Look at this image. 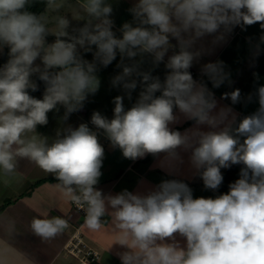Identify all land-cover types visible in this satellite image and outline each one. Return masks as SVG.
<instances>
[{
	"label": "clouds",
	"instance_id": "1",
	"mask_svg": "<svg viewBox=\"0 0 264 264\" xmlns=\"http://www.w3.org/2000/svg\"><path fill=\"white\" fill-rule=\"evenodd\" d=\"M28 3L0 0V50L9 49L0 67V172L14 174L17 158H27L54 174L66 199L87 205L85 225L92 231L102 227L101 218L111 209L117 243L127 249L122 264H264V86L256 90L255 101L252 94L246 97V103L258 104L256 110L240 117L232 107L220 106L207 83L189 71L200 55L190 49L204 37L221 34L217 39H222L237 26L259 23L264 28V0H138L130 9L135 26L124 23L120 36L105 0H85L81 7L91 19L75 35L63 17L47 28V17L27 11ZM47 4L62 6L58 0ZM49 34L56 37L53 43L46 42ZM174 48L179 50L168 57L163 81L136 60L151 55L155 68ZM118 55L117 67L123 70L113 87H122L130 101L140 89L131 107L116 96L111 118L96 111L90 123H68L98 91V68ZM201 73L213 88L228 79L220 61L204 64ZM34 76L44 83L42 99L30 95L39 90ZM221 98L235 105L241 93L236 89ZM60 107L65 126L51 144L35 134L25 138ZM181 122L189 127H172ZM101 136L126 159L159 160L173 178L146 193L103 194L95 187L105 155ZM185 159L206 189H219L221 170L233 165L241 166L239 178L215 198H194L189 184L174 177ZM29 227L48 241L61 235L69 221L33 216ZM7 251L0 249V264H11Z\"/></svg>",
	"mask_w": 264,
	"mask_h": 264
},
{
	"label": "crops",
	"instance_id": "2",
	"mask_svg": "<svg viewBox=\"0 0 264 264\" xmlns=\"http://www.w3.org/2000/svg\"><path fill=\"white\" fill-rule=\"evenodd\" d=\"M77 1L80 5L85 3L84 0ZM48 8L49 7H47L46 11L40 15H55L56 20L52 22L54 26L53 28H55L57 18L60 16L57 11L58 8H56L55 11H53L52 8H49L51 10L47 11ZM48 13H50V15ZM60 17L63 16L61 15ZM48 25L49 24L46 25L47 28ZM121 28V26L114 23L113 30L115 32L120 33ZM219 35L221 34H217V36ZM217 36H206L202 40H199L190 49L193 52H199L200 55L194 60L189 71L195 80H204V82L207 83L208 88L214 93L215 99L220 106L226 105L232 107L237 113H239L240 117L249 115L256 110L258 104L256 102L246 103V97L249 94H252L255 101L256 90L260 86H264V39H262V37H264V28H261L259 23L250 26H237L234 27L230 33H222V39H217ZM55 39L56 37L54 35L49 34L46 38V42L53 43ZM172 43L175 44L176 42L173 40ZM178 50V48L170 49L166 54L164 61L155 68H153V57L151 55L145 54L143 57H137L136 60L142 61V70H150L153 76H159L161 81H163L168 72V69L165 67L167 59L174 51ZM91 59L92 56L90 54V60ZM217 61L223 63V71L228 75V79H226L219 88H213L212 83L207 80V77L202 75L201 69L204 64L209 62L215 63ZM120 62V56L118 55L116 60L107 67L98 68L96 73L100 79V87L98 91L94 95L88 97L85 102L86 104L81 111L71 114L68 123L74 126H78L80 123H90L92 113L96 111L111 118L115 106L113 101L116 96L124 97L125 108L131 107L132 103L138 97L140 89L137 88L132 93V100L130 101L125 95L122 87H113L112 85L113 78L119 75L123 70V65L117 67ZM132 62L133 61L125 60V64H131ZM236 89H239L241 93L240 103L233 105L230 98H221L222 94L231 93ZM30 95L38 99H42L43 97V94H34V92H30ZM63 115L64 109L62 107H60L58 111H50L48 113V123L43 126L38 125L36 132L26 133L25 138H30L35 134L41 137H47L48 143L51 144L56 138L57 132L65 126L62 122ZM172 127L176 130L183 131L185 128L189 127V125L181 122ZM100 142L105 148V155L101 167L102 175L95 187L105 195H116L124 190L133 193H146L150 188L159 184L161 181L173 178L172 175H168L165 171L161 170V162L157 159H153L152 156L132 161L124 158L119 149L111 148L109 142L103 136L100 137ZM16 164V172L24 178L22 183L26 184L27 187L26 191L22 194L20 193L21 195L24 193L31 195L35 193L39 187L49 186L52 188L51 193L54 192L55 196H58V200L55 204H52V207L49 206L50 208H47L43 213H40L42 218H46L47 216H62L73 225L83 223V216H79V213L73 208L72 201L63 196L61 191L62 186L58 187L60 181L56 179L54 174L44 172L34 162L27 158H17ZM32 177H35L33 178L35 182H32L30 185L29 182H31L30 179ZM174 177L182 179L189 184L193 190L194 198H214V195L219 196L222 194L218 190L213 191L206 189L203 185V181L198 175L194 174V170L187 163V159H185L184 165L174 173ZM40 180L43 181L40 182ZM32 186H35L34 189ZM78 192L79 190L77 189L76 194ZM42 207L36 209L43 210L44 208ZM38 210H35L34 213L31 212L30 214H33L31 217L30 215H26L29 220H27L28 226L30 225L32 217L37 216ZM111 211L112 210L109 209L101 218V222L105 219V225L113 222ZM27 222L24 224L26 225ZM73 225L72 227L74 228ZM72 227L67 228L64 233L57 236L55 239L48 240L46 245L40 247L31 246L30 250L33 248L32 251L35 252V254H22L25 255L26 261L28 262H22L23 259L21 258V260L14 259L12 264H53L55 258L65 250L64 247L68 241L71 229H73ZM85 227L86 225L84 223V231H86ZM103 229L104 227H102L99 235L94 236V240L101 245L102 249L109 252L110 255H112L111 257H114L115 253L112 251L111 246L106 240H104L105 242L102 240ZM30 233L33 234L32 231H30ZM53 243H55V245ZM14 247L15 244L9 246L8 249H10V253L11 251H14ZM17 248H19V246H17ZM100 264H103V257ZM104 264H106V262Z\"/></svg>",
	"mask_w": 264,
	"mask_h": 264
},
{
	"label": "rangeland",
	"instance_id": "3",
	"mask_svg": "<svg viewBox=\"0 0 264 264\" xmlns=\"http://www.w3.org/2000/svg\"><path fill=\"white\" fill-rule=\"evenodd\" d=\"M58 2L62 5L57 9L59 15H62L63 18L69 20V27L67 31L74 35L78 34V29L87 24L91 18L84 11L77 0H58ZM137 2L138 0H105V3L112 7L111 19L114 23L118 24L121 27L124 23H132L133 26H135L133 14L131 13L130 9L134 7ZM50 10L51 9L48 8L47 11ZM52 10L55 11L56 8ZM48 14L50 15V13ZM44 16L47 17L46 25L49 24L48 28H53L54 26L52 22L56 20V16H47L46 14ZM95 22V20L92 21V23ZM116 34L117 36L121 35L117 32ZM3 49H6V46H4ZM2 50H0V59L3 56ZM86 59L90 60V54L86 56ZM37 63H39V61H37ZM33 178L35 177H32L30 179V185L32 184V182H35ZM5 179L9 181L7 185H5L3 182ZM23 180L24 178L20 176L16 171L10 176H5L3 172H0V205H4L3 209L0 210V249L8 250L7 255L10 258L11 264L14 259L21 260V258L23 259L22 262H28L26 261L25 255H22L23 253H30L33 255L35 254V252L32 251L33 248L32 250H30L31 246L40 247L42 245H46L47 241L41 240L39 237L30 233L31 229L28 226V218L26 217V215H30L31 217V215H33L30 214L31 212L34 213L35 210H38L43 206V210L37 211V216L41 217L40 213H43L47 208H50L49 206L52 207V204H55L58 200V196H55L54 192L51 193L52 188L49 186L39 187V189L31 195L25 193L21 195L24 191H26L27 188L26 184L22 183ZM35 186H32V188L34 189ZM216 196L214 195V198ZM79 216H81V213H79ZM26 222L27 224L25 225L24 223ZM105 223L106 222L104 219V221L101 222L102 227H104L105 229H103L102 231V240L103 242H105L104 240H106L111 246L112 251L115 253L114 257H111L112 255L102 249L101 245L94 240V236L101 233L102 227L96 231H92L87 227H85L86 231L83 230V227L82 230L85 233L86 239L88 240L89 244L101 253L103 257V264L105 262L106 264H122L120 256L123 252L127 251V249L117 243V232H119V230L115 227L114 221L107 225H105ZM12 244H15L16 248L14 247V251H11L10 253V249L8 248ZM53 244L55 245V243ZM17 246H19V248H17ZM53 264H77V260L64 250L55 258Z\"/></svg>",
	"mask_w": 264,
	"mask_h": 264
},
{
	"label": "built area",
	"instance_id": "4",
	"mask_svg": "<svg viewBox=\"0 0 264 264\" xmlns=\"http://www.w3.org/2000/svg\"><path fill=\"white\" fill-rule=\"evenodd\" d=\"M79 194L80 193L78 192L77 195ZM72 205L76 211L81 213L84 220L82 224L75 225L69 221L68 228L72 227V225L74 228L72 227L73 229H71V234L69 235L64 249L77 260V264H100L102 259L101 253L89 244L85 233L82 230V225L85 222L87 205L83 208L77 206L74 202H72Z\"/></svg>",
	"mask_w": 264,
	"mask_h": 264
},
{
	"label": "trees",
	"instance_id": "5",
	"mask_svg": "<svg viewBox=\"0 0 264 264\" xmlns=\"http://www.w3.org/2000/svg\"><path fill=\"white\" fill-rule=\"evenodd\" d=\"M48 7L47 0H29V3L26 5V10L32 13H35L36 15H40L46 11ZM3 56L0 59V67H2L5 63H7L9 59V49L6 46V49L2 50ZM34 80L39 85V90L34 92V94H43L45 90L44 83L42 81H39L37 77H33ZM240 165H233L231 168L228 169H222V174L224 176L223 183L217 189L219 192L226 193L229 190V184L234 182L236 179L239 178V171H240ZM43 180H40V182ZM4 205L0 206V210H2Z\"/></svg>",
	"mask_w": 264,
	"mask_h": 264
}]
</instances>
